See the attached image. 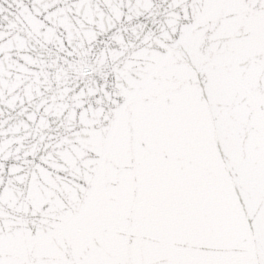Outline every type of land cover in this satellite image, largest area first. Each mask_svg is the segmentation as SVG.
<instances>
[{"label": "snow or ice", "instance_id": "6c2138e0", "mask_svg": "<svg viewBox=\"0 0 264 264\" xmlns=\"http://www.w3.org/2000/svg\"><path fill=\"white\" fill-rule=\"evenodd\" d=\"M0 264H264V0H0Z\"/></svg>", "mask_w": 264, "mask_h": 264}]
</instances>
